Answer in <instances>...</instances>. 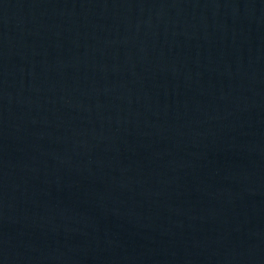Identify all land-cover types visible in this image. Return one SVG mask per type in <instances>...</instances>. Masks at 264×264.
I'll use <instances>...</instances> for the list:
<instances>
[{
	"label": "water",
	"instance_id": "95a60500",
	"mask_svg": "<svg viewBox=\"0 0 264 264\" xmlns=\"http://www.w3.org/2000/svg\"><path fill=\"white\" fill-rule=\"evenodd\" d=\"M0 264H264V0H0Z\"/></svg>",
	"mask_w": 264,
	"mask_h": 264
}]
</instances>
